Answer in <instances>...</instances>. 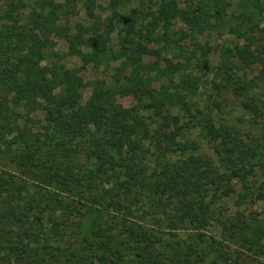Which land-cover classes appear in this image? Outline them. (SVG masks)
<instances>
[{"label": "trees", "instance_id": "16d2710c", "mask_svg": "<svg viewBox=\"0 0 264 264\" xmlns=\"http://www.w3.org/2000/svg\"><path fill=\"white\" fill-rule=\"evenodd\" d=\"M88 1L93 18L95 0ZM128 1L111 0L113 17ZM69 3L0 0V264H264V218L245 211L226 218L218 205L237 192L235 181L244 191L240 199L252 197L253 156L240 155L239 136L231 128L216 126L207 116L193 121L199 79L182 72L185 64L161 59V48L150 49L161 39L186 52L182 39L197 42L198 34L220 29L251 42L264 0H240L246 20L236 22L228 18V0H197L188 8L179 0H159L157 11L149 12L153 22L136 25L144 11L126 17L118 51L107 47L112 21L103 31L94 25L96 51L78 49L85 39L77 33L70 45L81 67L121 61L115 84L94 85L84 104L81 68L48 60L46 51L51 35L62 32L59 20ZM178 20L185 29L173 30ZM247 46L241 61L261 62ZM148 55L157 60L147 63ZM232 56L231 49L222 51L220 86L244 97V108L260 117L259 105L249 97L252 83L233 76L240 66ZM157 82H162L158 88ZM118 95H132L137 103L124 107ZM145 108L153 112L144 116ZM42 111L43 118L32 117ZM198 126L226 172L196 154L197 140L183 139ZM148 200L153 202L142 208ZM163 216L165 233L139 223L146 217L157 223ZM212 222L221 224V239L208 233ZM245 257L251 260L244 262Z\"/></svg>", "mask_w": 264, "mask_h": 264}, {"label": "rangeland", "instance_id": "374dc122", "mask_svg": "<svg viewBox=\"0 0 264 264\" xmlns=\"http://www.w3.org/2000/svg\"><path fill=\"white\" fill-rule=\"evenodd\" d=\"M64 2L65 0H59ZM230 7L228 8V18L233 22L246 20L244 17V10L240 6V0H228ZM181 6L188 8L190 5L196 7L197 0H179ZM159 0H131L128 2L120 3L117 6L118 16L113 17V9L111 7V0H95L93 4L94 17L92 18L88 14V0H70L69 6H66L65 12L67 13L60 16L59 25L62 32H54L51 35L49 45L46 48L48 53V60L60 59L61 64H65L70 68H81V75L86 81V87L81 92V102L84 104L90 98L93 86L100 82H105L106 87L115 84L116 75L120 67L121 61L105 60L100 65L89 64L85 67H81L83 62L80 59L79 54H76L70 45V40L81 33L84 37V43L76 45L78 49L83 52L96 51L97 48L92 42V36L96 31L95 24L104 29V25L109 22L114 23L115 30L110 35L107 42L108 49L118 51L120 49L119 39L125 34V22L126 17L137 10L138 13L144 11V14H138L136 19V25L142 20L143 25L149 22H153V17L149 12L157 11ZM30 7L25 9L26 14L30 11ZM140 15V16H139ZM96 23H95V22ZM139 21V22H138ZM255 29L251 42L244 39L237 38L226 29L213 30L210 33L208 31L198 34L197 42L190 37L182 39L181 43L185 47H189V50L182 52L179 47V43H169L166 45L165 40L160 39V42H152L150 49L156 50L161 48L162 58L171 59L174 63L185 64V74H190L194 78L199 79V87L192 97L194 101V113L196 116L193 121H199L203 116L211 117L216 126L229 127L236 132L239 136L237 149L245 155L246 159L252 158L254 163V171L249 176L252 185V197L248 200H242L239 198V193L242 192V185L239 181H235L234 185L237 190L229 198H223L219 204L226 218H231L237 211L254 212L261 218H264V13L262 15H256L254 20ZM173 30L181 31L185 29V25L180 21H176L173 25ZM64 33V34H62ZM67 33V34H65ZM179 37V35L177 36ZM135 39L139 40L138 36ZM197 43V45H196ZM165 44V46H163ZM204 45L205 48H201L199 45ZM250 45V50L255 54H260L262 61L251 66H246L241 61V56ZM181 45V44H180ZM231 49L233 56L232 60L236 65L240 66V70H237L233 75L235 77H241L247 79L252 83L250 90V98L255 100L259 105L262 116L255 117L252 112L248 111L243 106L244 97L235 96L231 88H224L221 83H224L223 77L219 74L222 63V51L224 49ZM55 54H58L57 56ZM157 60L155 55H148L145 57L147 63H151ZM164 64V61H162ZM234 73V72H233ZM181 73L177 75L179 78ZM122 77V74H121ZM162 82L155 83V87H160ZM102 103H106L105 89L101 91ZM117 100L124 107H131L137 103L136 99L132 95H118ZM196 110L200 111L197 112ZM152 110L145 108L143 110L144 116H148L152 113ZM173 112L184 115L183 112L177 108L173 109ZM45 112H38L32 114L34 118H43ZM188 117L185 114L182 122H187ZM192 138L200 143V149L196 153L198 156L209 158L213 161L215 166L220 172H226V168L221 162L220 155L214 150L213 144L208 138L204 137V131L197 128L190 130L186 133V137ZM256 150V154L253 155V151ZM238 152V153H239ZM154 158V157H153ZM152 158V160H153ZM13 173L18 174L14 167L8 168ZM19 176V175H18ZM22 178L27 180L25 176ZM19 181V179H18ZM66 195V192H64ZM151 200L143 202L141 207L147 209L151 204ZM147 220V222H145ZM159 222H152L145 218L144 222H139L149 229H154L165 233L168 231L166 227V220L163 217H159ZM165 220V221H164ZM187 228L180 230L179 233L184 235L187 233ZM208 233L214 235L218 239L222 238L221 224L212 222L207 229ZM236 250H240V253L250 255L245 248L232 245ZM250 258L244 259V262L250 261ZM264 263V257L260 258Z\"/></svg>", "mask_w": 264, "mask_h": 264}]
</instances>
